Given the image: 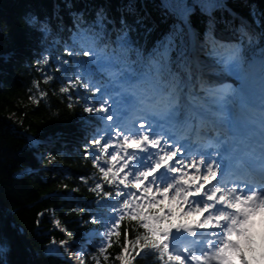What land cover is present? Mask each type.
Returning <instances> with one entry per match:
<instances>
[{
	"label": "snow or ice",
	"instance_id": "obj_1",
	"mask_svg": "<svg viewBox=\"0 0 264 264\" xmlns=\"http://www.w3.org/2000/svg\"><path fill=\"white\" fill-rule=\"evenodd\" d=\"M21 19L0 89L18 70L73 130L7 117L25 141L0 157L8 182L58 187L29 225L0 210V264H264V0H55Z\"/></svg>",
	"mask_w": 264,
	"mask_h": 264
},
{
	"label": "trees",
	"instance_id": "obj_2",
	"mask_svg": "<svg viewBox=\"0 0 264 264\" xmlns=\"http://www.w3.org/2000/svg\"><path fill=\"white\" fill-rule=\"evenodd\" d=\"M55 0H0V22L7 18L9 24L12 25L11 35L4 37L0 33V46L8 45L15 46L21 44L23 20L21 17L29 8L39 11H51V6ZM18 73V70H17ZM17 73L9 75V82L3 89H0V157H5L12 160L13 157L20 155L22 146L25 144L23 139L14 136L10 129L6 126V119L10 113L23 119L24 127L31 125L32 132L37 131V126L41 130L47 128L48 131H55L63 128L66 132H71L73 127L70 123L53 122L52 113L60 111L62 113L60 120H66L70 113L61 104L51 103V105L42 103L38 110H34L35 106L31 104L27 98V89L23 83L18 82L14 77ZM56 97H52L54 102ZM25 113L26 118H25ZM62 164L68 171L78 172L83 169L84 162L78 158L63 159ZM62 165L51 166L52 171L60 169ZM51 175V173H45ZM75 179V177H73ZM70 186L71 181H67ZM58 187L56 182L50 184H42L39 178H29L26 187H16V181L8 182V177L0 171V210L7 209L9 211L20 208L16 212L15 219L25 225H29L33 219L34 214L44 208L50 207L54 202L52 200L44 201L43 203H36L34 208L25 207L37 201L38 197ZM18 199L20 204L14 203L13 200ZM55 203H59L56 201ZM43 227L48 228L51 225L47 222ZM74 227V226H73ZM57 238H61L57 233ZM33 247L37 245L33 244ZM116 249L114 248L113 251ZM137 264H153L152 258L147 260H140Z\"/></svg>",
	"mask_w": 264,
	"mask_h": 264
}]
</instances>
